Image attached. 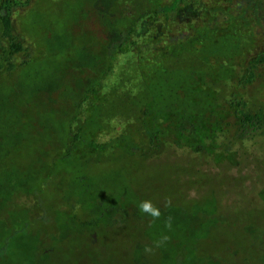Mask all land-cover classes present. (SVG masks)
Here are the masks:
<instances>
[{
  "label": "rangeland",
  "instance_id": "rangeland-1",
  "mask_svg": "<svg viewBox=\"0 0 264 264\" xmlns=\"http://www.w3.org/2000/svg\"><path fill=\"white\" fill-rule=\"evenodd\" d=\"M100 2L35 0L19 17L30 57L17 86V78L0 77V264H264L256 235L264 155L213 168L173 152L136 157L112 140L103 153L71 147L57 155L76 97L75 62L84 53V64L96 66L90 54L104 44L89 12ZM182 70L174 66L167 80ZM48 82L54 91L39 89ZM117 106H103L101 123ZM145 199L159 207V219L139 210ZM87 220L97 221L93 229L80 224Z\"/></svg>",
  "mask_w": 264,
  "mask_h": 264
},
{
  "label": "trees",
  "instance_id": "trees-1",
  "mask_svg": "<svg viewBox=\"0 0 264 264\" xmlns=\"http://www.w3.org/2000/svg\"><path fill=\"white\" fill-rule=\"evenodd\" d=\"M33 1L0 0V77L17 78L15 86L31 47L19 17ZM89 12L104 44L90 54L96 66L84 53L75 62L76 97L57 155L103 153L110 140L136 157L173 152L213 168L264 155V0H101ZM177 65L184 71L169 82ZM256 235L264 243V222Z\"/></svg>",
  "mask_w": 264,
  "mask_h": 264
},
{
  "label": "clouds",
  "instance_id": "clouds-1",
  "mask_svg": "<svg viewBox=\"0 0 264 264\" xmlns=\"http://www.w3.org/2000/svg\"><path fill=\"white\" fill-rule=\"evenodd\" d=\"M170 205H171V201L169 198L165 201V207H170ZM138 208L142 213H146L149 216H151L153 218V220L159 219L161 214H162L159 207H157L155 204H153V202L150 199H145V200L141 201L138 204ZM165 225L169 229L171 228V226H172V217L171 216H169L167 218V220L165 221ZM168 239H169V237L167 235L162 236L161 240L156 242L157 246H159L164 241H167ZM145 251H151V249L146 247Z\"/></svg>",
  "mask_w": 264,
  "mask_h": 264
}]
</instances>
